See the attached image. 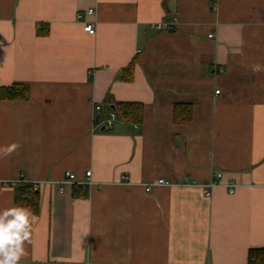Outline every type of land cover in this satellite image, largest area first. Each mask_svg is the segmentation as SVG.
Segmentation results:
<instances>
[{
	"label": "crops",
	"instance_id": "0c3cea01",
	"mask_svg": "<svg viewBox=\"0 0 264 264\" xmlns=\"http://www.w3.org/2000/svg\"><path fill=\"white\" fill-rule=\"evenodd\" d=\"M14 85L30 100H0V148L19 145L0 158V211L19 182L41 202L24 208L19 264H248L264 249V0H0V88Z\"/></svg>",
	"mask_w": 264,
	"mask_h": 264
},
{
	"label": "trees",
	"instance_id": "16d2710c",
	"mask_svg": "<svg viewBox=\"0 0 264 264\" xmlns=\"http://www.w3.org/2000/svg\"><path fill=\"white\" fill-rule=\"evenodd\" d=\"M134 60L128 68L124 70L123 79L133 80ZM0 100L22 102L30 100V88L26 85H14L12 87L0 88ZM107 105H113L122 121L140 123L143 115V107L139 104L117 103L112 98L106 99ZM193 109L191 106H175L174 121L178 124H186L192 120ZM14 201L22 208H30L34 215H38L40 206L39 192L34 189V185L25 182L15 184ZM86 195V193H85ZM248 264H264V249L250 250L248 254Z\"/></svg>",
	"mask_w": 264,
	"mask_h": 264
},
{
	"label": "clouds",
	"instance_id": "9594fccd",
	"mask_svg": "<svg viewBox=\"0 0 264 264\" xmlns=\"http://www.w3.org/2000/svg\"><path fill=\"white\" fill-rule=\"evenodd\" d=\"M18 147L13 143L0 148V158L10 156ZM34 220L35 217L22 207L0 211V264H19L27 255L24 243L30 240L31 221Z\"/></svg>",
	"mask_w": 264,
	"mask_h": 264
},
{
	"label": "built area",
	"instance_id": "2783aa9c",
	"mask_svg": "<svg viewBox=\"0 0 264 264\" xmlns=\"http://www.w3.org/2000/svg\"><path fill=\"white\" fill-rule=\"evenodd\" d=\"M94 15H95V10L94 9H89V10H87L85 12H79L77 14V20L79 22L84 23V25H85L84 26V31L90 36H94L96 34V28H95L94 23L89 22L86 19H87V17H93ZM176 23H177V19H173L172 21L162 22V23L158 24V26H156V27H157L158 30L164 31V30H168V29L174 27L176 25ZM209 37L212 38L213 36L210 35ZM216 71L220 72L221 70H216ZM219 92L220 91H217L216 94H219ZM96 111H98V112L102 111V107L101 106H96ZM116 118L117 117L115 115V112L111 111L110 114H109V118L106 119V120H103L102 122L105 125V127L111 128L113 126V123H114ZM66 174H67L66 175V178H67L66 182L70 183V182H72L75 179V175L72 172H67ZM86 176L89 178L91 176V172H87ZM221 177H222V174H217L215 176V178H214L215 180H213L212 183L210 184V188L218 186L219 185L218 179H220ZM6 185H8V184H6ZM13 185H15V184H13ZM33 185H34V189L36 191H38V188H40V187H38V184H33ZM160 185H169V183L165 182L163 180H159V181L154 182L153 184L145 186V191L147 193H150L154 186H160ZM236 188H237L236 185H229L228 186L229 193L230 194L235 193ZM207 196H209V193L207 194Z\"/></svg>",
	"mask_w": 264,
	"mask_h": 264
}]
</instances>
